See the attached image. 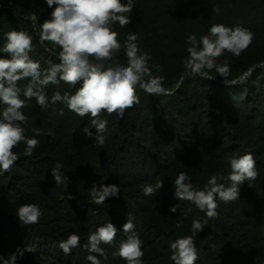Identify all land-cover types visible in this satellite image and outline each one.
Returning a JSON list of instances; mask_svg holds the SVG:
<instances>
[{
  "label": "trees",
  "instance_id": "obj_1",
  "mask_svg": "<svg viewBox=\"0 0 264 264\" xmlns=\"http://www.w3.org/2000/svg\"><path fill=\"white\" fill-rule=\"evenodd\" d=\"M134 4L132 23L123 28L118 23L113 26L121 44L114 59L127 63L124 43L130 32L137 33L138 47L152 58L149 65L162 68L160 72L153 68V74L165 78L163 86L171 94L153 96L138 88L140 103L127 109L123 118L102 111L99 119L108 121V131L101 146L83 132L88 126L96 133L90 114L81 118L60 103L42 109L35 98L23 96L28 81H18L21 99L26 100L21 109L28 117L22 124L25 135L32 138L37 128L43 134L36 137L40 143L31 157L24 156L23 142L16 146L13 151L18 160L0 175V255L7 258L22 252L16 264H90L83 245L91 233L110 221L118 232L111 244H101L108 259H99L101 264H126L114 253L126 239L123 224L131 214L143 241V264H174L169 241L190 235L198 249L195 264H264V67L235 85L188 75L180 86L189 71L183 64L189 55L187 37L195 34L199 39L213 24L241 25L254 34L240 56L225 51L217 58L220 64L228 60L229 82L264 62V0H134ZM3 8L16 13L0 14V58H10L2 52L5 34L24 30L32 37L30 56L40 61L42 70L49 67V60L60 63L52 54L59 56L61 49L51 42L41 44L36 30L52 18L55 5L50 8L46 0H0ZM32 13L37 16L35 26ZM204 72L225 82L215 69ZM79 87L61 81L45 91L50 101L56 91L74 94ZM229 104H233L230 109ZM3 107L0 104V110ZM246 153L253 154L258 175L240 185L239 199L227 204L217 199L216 218L210 219L191 202L175 198L174 181L181 172L188 175L194 188L202 189L212 175L222 178L218 183L230 186L229 161ZM57 163L63 165L61 185L52 175ZM157 179L164 188L154 196H145L142 189ZM101 183L116 184L120 193L98 206L90 202L89 192ZM30 203L38 204L43 214L38 223L24 225L17 209ZM176 204L180 208L173 214L169 208ZM193 220L207 221L195 235ZM179 221L183 223L177 228ZM73 232L80 236V246L65 255L59 242ZM52 249L61 254L47 253Z\"/></svg>",
  "mask_w": 264,
  "mask_h": 264
},
{
  "label": "clouds",
  "instance_id": "obj_2",
  "mask_svg": "<svg viewBox=\"0 0 264 264\" xmlns=\"http://www.w3.org/2000/svg\"><path fill=\"white\" fill-rule=\"evenodd\" d=\"M46 3L50 8L55 5L52 18L46 19L36 30L41 44L51 42L61 49L58 56L60 63L54 64L49 60V67L42 70L40 61L33 60L30 56L33 45L28 32L13 30L5 34L7 43L2 52L10 58H0V104L4 105L0 110V175L9 172L18 160V155L13 151L16 146L23 142L24 156L31 157L40 143L36 137L43 134L37 128L33 129L35 136L32 138L25 135L26 129L22 124L27 123L28 117L21 111L26 106V100L21 99V89L17 83L20 80L28 81L23 96L27 100L35 98L42 109L46 110L50 104L60 103L81 118L90 114V124L96 129V133L94 135L88 126L83 128V132L101 146L106 142L108 131V121L99 119L102 111H106L108 115L115 113L123 118L127 109L140 103L138 88L153 96L170 93L163 86L165 78L153 74L152 69L160 72L161 66H150L151 56L138 47L137 33L130 32L124 43L127 63L121 64L114 59L121 44L118 41L119 34L113 30V26L118 23L123 28L132 23L134 0H127L126 3L122 0H46ZM36 20V13H32L31 22L34 26ZM253 36L249 29L241 25L230 27L213 24L209 33L199 39L195 34L187 37L189 55L183 64L192 76L204 77L207 75L205 69H215L225 82L230 83L227 80L228 60L225 59L220 64L217 63V58L225 51L233 56H240L252 43ZM61 81L72 88H76L77 84L80 87L74 94L56 91L49 101L45 89L50 84L59 85ZM59 115H64L63 108ZM47 134L51 135L52 130L49 129ZM229 164L231 172L227 180L231 182L230 186L218 183L222 178L212 175L202 189L194 188L188 175L181 172L174 181L175 198L191 202L210 219L216 218L217 199L226 204L239 199L240 185L246 180L250 183L258 175L255 170L256 161L251 153L233 156ZM62 168L60 163L52 168L57 185L64 183ZM162 187V180L157 179L154 183L146 184L142 192L145 196H154ZM119 193L120 188L116 184L101 183L100 187L94 185L89 192L90 202L103 205L107 198L118 196ZM179 208L180 205L176 204L170 206L169 210L175 214ZM42 214L36 203L24 204L17 209L19 220L24 225L38 223ZM134 220L135 217L128 214L123 224L126 239L120 242L118 252L114 255H119L126 264H143V241L136 231ZM182 223L179 221L176 227L180 228ZM206 224L207 221L202 224L199 220H193V235L203 231ZM117 232L118 228L109 221L89 235L83 247L89 253L86 259L90 264H101L99 257L108 259L101 244H111ZM169 244L172 252L170 260L174 264H195L199 259L193 236H182L169 241ZM79 246L80 236L75 232L59 242V248L65 255ZM25 248L33 250L29 245ZM18 255L22 256L23 253H13L7 258L0 255V261L3 264H16Z\"/></svg>",
  "mask_w": 264,
  "mask_h": 264
},
{
  "label": "water",
  "instance_id": "obj_3",
  "mask_svg": "<svg viewBox=\"0 0 264 264\" xmlns=\"http://www.w3.org/2000/svg\"><path fill=\"white\" fill-rule=\"evenodd\" d=\"M3 12H9V13H16V10L15 9H9V8H3V9H0V14L3 13ZM55 58L59 59L58 56H55L54 54H52ZM259 67H264V62L263 63H260V64H257L255 66H253L252 68H250L248 71H246L243 76H241L240 78H238L236 81H234L235 83L234 84H231V82L233 81H230V83H227V82H224V81H219L217 80L216 78H213V77H209V76H204L206 78L209 77V79H212L213 81H216L217 83H220V84H223V85H235V84H239V83H242L244 82L251 74H253V72L258 69ZM189 74V71L186 72L183 77H182V80H181V84L184 80L185 77H187Z\"/></svg>",
  "mask_w": 264,
  "mask_h": 264
},
{
  "label": "rangeland",
  "instance_id": "obj_4",
  "mask_svg": "<svg viewBox=\"0 0 264 264\" xmlns=\"http://www.w3.org/2000/svg\"><path fill=\"white\" fill-rule=\"evenodd\" d=\"M243 93H244V92H242V94H243ZM237 101H238V100H235V101L233 102V104H235ZM233 104H229V105H227V108L230 109V108L232 107ZM239 106H240V105H237V111H238ZM163 188H164V187H162V189H163ZM47 253L52 254V255H54V256H59V255L61 254L60 251H57V250H54V249H52L50 252H47Z\"/></svg>",
  "mask_w": 264,
  "mask_h": 264
}]
</instances>
